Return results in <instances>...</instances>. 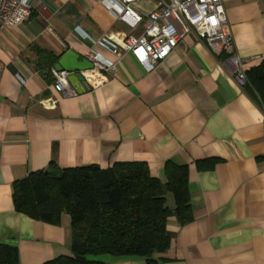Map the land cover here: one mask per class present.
Segmentation results:
<instances>
[{"label": "crops", "instance_id": "crops-1", "mask_svg": "<svg viewBox=\"0 0 264 264\" xmlns=\"http://www.w3.org/2000/svg\"><path fill=\"white\" fill-rule=\"evenodd\" d=\"M222 3L245 72L264 59V0ZM44 6L0 35V244L17 248L19 264L70 254L65 214L51 225L16 212L12 201V183L53 159L62 168L143 161L161 180L164 162L172 160L188 165L193 219L185 225L168 219L171 240L157 255L160 264H264V112L236 81L231 56L186 34L146 72L130 53L116 56L83 37L139 34L141 25L131 31L101 0ZM90 49L114 68L79 94L55 91L51 71L35 67L38 50L57 58L73 50L83 58ZM211 158L219 159L212 168H197ZM102 260L146 264L137 257Z\"/></svg>", "mask_w": 264, "mask_h": 264}, {"label": "trees", "instance_id": "trees-1", "mask_svg": "<svg viewBox=\"0 0 264 264\" xmlns=\"http://www.w3.org/2000/svg\"><path fill=\"white\" fill-rule=\"evenodd\" d=\"M36 69L50 74L58 58L38 50ZM243 87L264 112V59L244 72ZM219 159L196 162L197 168H212ZM188 165L166 160L164 180L150 174L146 162H115L110 167L81 165L62 168L51 160L45 169L32 171L12 183L16 212L60 225L69 217L70 254L43 264H110L90 256L137 257L146 264H160L170 245L167 221L179 225L192 221L188 189ZM167 196L173 207L167 206ZM0 264H19L15 246L0 244Z\"/></svg>", "mask_w": 264, "mask_h": 264}, {"label": "built area", "instance_id": "built-area-1", "mask_svg": "<svg viewBox=\"0 0 264 264\" xmlns=\"http://www.w3.org/2000/svg\"><path fill=\"white\" fill-rule=\"evenodd\" d=\"M115 17L125 23L131 31L141 25L139 34H107L98 40L83 37L107 49L116 56L130 53L146 72L165 60L182 41L186 34H194L214 54L231 56L235 67V79L244 83V70L240 59L234 55L232 37L222 0H101ZM152 3L150 10L134 8L135 4ZM47 8L44 0H0V35L11 27L22 25L33 10ZM85 58L93 68L81 72L91 88L102 83V72L113 69L114 64L90 49ZM3 64L0 62V75ZM54 77L53 88L65 95H75L68 83L66 71L51 69ZM17 79L23 80L16 75Z\"/></svg>", "mask_w": 264, "mask_h": 264}, {"label": "water", "instance_id": "water-1", "mask_svg": "<svg viewBox=\"0 0 264 264\" xmlns=\"http://www.w3.org/2000/svg\"><path fill=\"white\" fill-rule=\"evenodd\" d=\"M53 68L56 71H66L69 85L76 93H82L84 90H89L90 87L85 82L81 72L93 68V64L85 57L81 58L78 53L73 50L64 52L54 64Z\"/></svg>", "mask_w": 264, "mask_h": 264}, {"label": "rangeland", "instance_id": "rangeland-1", "mask_svg": "<svg viewBox=\"0 0 264 264\" xmlns=\"http://www.w3.org/2000/svg\"><path fill=\"white\" fill-rule=\"evenodd\" d=\"M167 206H168V207H173V199H172L171 196H167ZM64 216H65V218H67V220H69V218H68L67 215H64ZM104 257H105V256H97V257L90 256L89 258H90V259H95V258H97V259H101V258H104Z\"/></svg>", "mask_w": 264, "mask_h": 264}]
</instances>
